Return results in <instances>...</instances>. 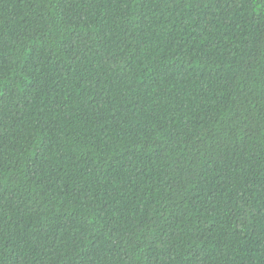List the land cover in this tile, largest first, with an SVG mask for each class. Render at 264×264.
Returning <instances> with one entry per match:
<instances>
[{
    "label": "trees",
    "instance_id": "trees-1",
    "mask_svg": "<svg viewBox=\"0 0 264 264\" xmlns=\"http://www.w3.org/2000/svg\"><path fill=\"white\" fill-rule=\"evenodd\" d=\"M0 264H264V0H0Z\"/></svg>",
    "mask_w": 264,
    "mask_h": 264
}]
</instances>
